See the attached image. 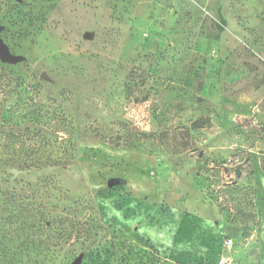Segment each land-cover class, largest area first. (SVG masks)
I'll return each mask as SVG.
<instances>
[{
    "label": "rangeland",
    "instance_id": "rangeland-1",
    "mask_svg": "<svg viewBox=\"0 0 264 264\" xmlns=\"http://www.w3.org/2000/svg\"><path fill=\"white\" fill-rule=\"evenodd\" d=\"M0 38V264H264V0H0Z\"/></svg>",
    "mask_w": 264,
    "mask_h": 264
},
{
    "label": "trees",
    "instance_id": "trees-1",
    "mask_svg": "<svg viewBox=\"0 0 264 264\" xmlns=\"http://www.w3.org/2000/svg\"><path fill=\"white\" fill-rule=\"evenodd\" d=\"M21 136L19 135V133L15 134L13 132H7L4 129H0V147L3 149H7L9 148L10 144H13V142L18 141L20 146L22 144V140L20 138ZM29 164L33 165V166H37L41 164V161L37 160V159H32L30 161H28ZM229 238V237H227Z\"/></svg>",
    "mask_w": 264,
    "mask_h": 264
},
{
    "label": "water",
    "instance_id": "water-1",
    "mask_svg": "<svg viewBox=\"0 0 264 264\" xmlns=\"http://www.w3.org/2000/svg\"><path fill=\"white\" fill-rule=\"evenodd\" d=\"M0 58L4 61H8V62H12L17 60V56L12 54L8 47L4 44V42L1 40L0 38ZM236 175L240 174V170L237 168L235 170ZM108 185H111V182H108ZM81 258L77 257L76 259H74L71 264H79Z\"/></svg>",
    "mask_w": 264,
    "mask_h": 264
},
{
    "label": "crops",
    "instance_id": "crops-1",
    "mask_svg": "<svg viewBox=\"0 0 264 264\" xmlns=\"http://www.w3.org/2000/svg\"><path fill=\"white\" fill-rule=\"evenodd\" d=\"M256 204L257 207L259 209L260 214L262 215L263 219H264V185L259 186L257 188V192H256ZM264 231V229L262 230V232ZM261 261H258V264H260Z\"/></svg>",
    "mask_w": 264,
    "mask_h": 264
},
{
    "label": "built area",
    "instance_id": "built-area-1",
    "mask_svg": "<svg viewBox=\"0 0 264 264\" xmlns=\"http://www.w3.org/2000/svg\"><path fill=\"white\" fill-rule=\"evenodd\" d=\"M223 246L227 251V254H224L220 258V264H232L229 250L231 248V239H227L223 242Z\"/></svg>",
    "mask_w": 264,
    "mask_h": 264
}]
</instances>
